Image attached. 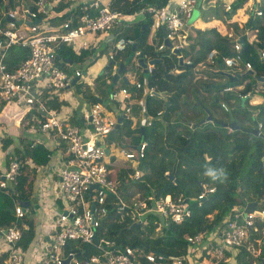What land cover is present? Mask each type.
Masks as SVG:
<instances>
[{"label":"trees","instance_id":"trees-1","mask_svg":"<svg viewBox=\"0 0 264 264\" xmlns=\"http://www.w3.org/2000/svg\"><path fill=\"white\" fill-rule=\"evenodd\" d=\"M164 1L156 5H162ZM5 5L13 6L14 0H7ZM240 6L242 7V3L235 0L231 13L240 9ZM31 8H34V5H31ZM50 10L55 14L52 19L58 17L62 20L69 17L71 12L64 1L50 6ZM227 14L226 18L229 20L230 13L227 12ZM259 19L260 17L254 22H258ZM141 26L143 24L140 22L129 24L123 27L119 35L133 38L137 50L141 51L144 56L161 58V62L153 65L147 77L142 76V71L139 73V79L144 80L145 85L152 86L153 89L152 94L148 92L144 94L141 104H132L131 113L135 114L137 110H141L145 115V121H137L135 126L131 127L129 118L124 117L118 129L111 130L104 136L105 141L109 143L117 141L119 147L126 148L136 146L141 139L146 142L143 156L137 159V167L141 174L138 180H133L130 176L131 164L122 168L107 166L110 169L108 177L116 183V195L107 196L104 204L106 212L95 226V235L96 238L113 240L115 244L128 245L135 249L136 253H138L137 249L144 252L151 250L167 258L180 257L190 253L189 243L185 236L213 228L233 208L239 209L246 202H257L258 198L264 196V104H259V110L256 109L257 118L261 120L258 134L247 130L248 126L243 125L237 119L241 96L246 92H251L261 83L253 75H241L243 70L232 71L221 62V57L237 55L240 68L248 62L249 69L253 70L255 75H264V60H261L257 53V49H264V25L258 27L254 43L242 37L237 53H234L231 47L233 39L220 34L215 27L193 28L187 37L188 43L186 42L185 47L180 49L181 56L190 60V63L182 67L177 64L176 57L166 48L158 50L155 54L146 42L147 29L142 31ZM212 49L216 52L212 74L221 76L226 73L238 74L236 79L224 84L208 82L205 78L196 77L193 70L194 64L203 61L207 52ZM92 53L94 54L88 49L73 52L69 45L61 44L56 50L55 63L60 65L62 61L67 60L76 65H85L90 62ZM132 55L133 52L128 46L117 51L110 61L122 64L127 69ZM27 56L28 47L12 43L4 49L1 61L15 67ZM10 66L6 69H12ZM112 66V63H107L94 80L92 90L96 94H92L88 86L80 82L72 84L74 92L79 93L84 100L89 102L99 100L106 103L109 101L110 90L116 84V82H111ZM174 66L180 68L181 71L171 72ZM134 70L137 72L138 65L134 67ZM206 76H209L208 72ZM105 78H108V82H105ZM227 79L225 77V80ZM120 84L129 89L128 83L120 82ZM237 86L240 87L236 93L232 89ZM226 87L228 90H224ZM129 91L133 98L132 91L130 89ZM189 91L195 93L191 95ZM154 92H161L162 96H156ZM211 92L214 94L207 99L206 97L210 96ZM222 92H225V95ZM259 94L264 97V94ZM219 97L223 98L220 102L230 109L233 119L241 126V129L231 130L216 122V120L223 119L213 114L208 102L210 99L212 102L218 100L220 106ZM227 99L232 100L227 103ZM246 99L247 97L243 100V105ZM60 104L61 101L55 96L47 100L48 107L58 109ZM220 109L227 115L225 108ZM260 109L263 110L261 116L259 115ZM205 113H210L213 119H216L213 124L198 122L205 116ZM26 116L29 115L25 113L23 117ZM42 118L41 115L40 119ZM254 118L257 120L255 116ZM146 120H149L148 124ZM70 122L78 123L77 118L73 116L70 117ZM6 141V138L2 140L3 146L6 145ZM13 153L10 158L17 159L19 165L14 180L7 181L5 186L0 188V231L14 224L19 229L20 237L14 242L13 248L23 252L33 238V223L29 217L23 216L24 212L21 217H16L14 208L19 205L17 200H28L31 190V174L37 167L48 162L51 150L41 143L21 139L20 146ZM7 155L5 158L9 160ZM25 159L32 163L30 167H27ZM220 169H223V175L219 179L213 180L206 174L208 170ZM217 174L219 175L218 171ZM169 175L172 177L169 178ZM203 184L214 189L197 202L195 196ZM146 195H152L155 198L165 195H169L171 199L184 198L190 214L180 222L165 220L156 236H153V232L158 220L154 215L148 214L145 224L136 223L129 227L133 220L125 212L129 211L130 201ZM119 200L125 201L126 205L122 217L118 211ZM138 225H142L143 229H140ZM125 230L129 231L127 235ZM2 242H4L3 239ZM69 250L77 251V254L81 255L96 252L94 245L73 240L67 241L62 248L63 253ZM6 251L0 252V264H5ZM138 259L143 264H149L140 255ZM217 264H223V262L219 261ZM235 264H249L248 256L242 249L236 254Z\"/></svg>","mask_w":264,"mask_h":264},{"label":"built area","instance_id":"built-area-1","mask_svg":"<svg viewBox=\"0 0 264 264\" xmlns=\"http://www.w3.org/2000/svg\"><path fill=\"white\" fill-rule=\"evenodd\" d=\"M7 0H0V99L4 102L14 101L24 107L41 109L43 118L38 120L40 133L47 136H56L62 143L67 159L62 160L61 166L56 169L58 176L51 188L52 197L56 199L58 206L49 215L50 241L44 251L34 258H26L23 252L13 248L14 242L20 237V232L14 224L1 230L4 244L8 247L5 264H143L138 255L143 257L149 264H188L189 261H204L209 256L208 264H217L219 261L234 262L237 252L242 249L248 256L249 264H259L264 259V196L258 198L250 210L233 208L211 229L203 230L192 235L185 236L189 243V252L184 256L167 258L155 252H135L128 245L115 244L113 240L96 238L95 226L99 218L105 214L104 204L108 195H116L115 181L108 175L105 160L104 140L105 134L113 130L116 117L124 116L132 119L130 105L128 103L130 92L126 87L112 90L109 94L111 101L119 103L120 111L109 110L101 101H90L85 112L84 122L80 125L70 122L68 115L57 108L46 106V100L51 95L58 96L61 90L68 88L73 75L80 76L87 64L82 68L76 67L73 73H68L55 63L56 50L61 44L71 46L74 50L92 48L95 55L103 46L106 50L102 53L108 60L117 52L131 45L134 39L118 35L115 24L123 17L122 10L115 11L108 4H99L98 0H54L64 1L68 4L73 14L66 17L58 29L52 33H38L40 23L45 16L35 14L38 10L45 11L44 0H34L33 5L23 6L17 10L13 6H6ZM213 0H165L160 6L145 4L139 10L143 14L150 15L149 31L154 34L158 31V39L155 43L157 48H162L164 39H168L172 47L180 49L186 44V33L184 26L192 10L206 2ZM216 1V0H215ZM235 0H219L220 9L227 14L230 13L229 21L234 20L232 4ZM237 1V0H236ZM242 8H248L246 18L249 16H260L264 13V7L257 5V1L264 4V0H239ZM244 7V8H243ZM238 11V10H237ZM240 13V12H239ZM72 15V16H71ZM13 20L21 19L23 28H17ZM130 15L127 16L129 18ZM35 19L39 23L34 24ZM28 22V23H27ZM104 39H107L105 41ZM240 40L234 39L231 47L234 53L240 49ZM12 43L28 47V56L12 69H6L1 61L4 49ZM261 60H264V49H257ZM216 52L212 49L207 52L206 63L213 64ZM137 52L130 64L138 65ZM221 62L232 71L246 70L250 68L245 62L243 68L239 66L237 55L221 57ZM148 63V62H146ZM183 64L190 63L188 58H182ZM151 64L145 66V71H150ZM126 70V69H125ZM124 70V71H125ZM116 72L115 67L111 75ZM124 76L129 79L134 87H139L140 82L136 79V71L131 68L125 71ZM108 82V78H105ZM251 92H246L242 97L254 93L264 94V79L259 81ZM240 87V86H237ZM224 90H228L226 87ZM93 94V93H92ZM222 108L225 104L220 102ZM143 117V114H142ZM149 123V120H146ZM257 127H260L258 122ZM146 142L141 139L136 146L121 147L120 155L131 161V178L139 179L140 170L137 167V159L143 156ZM19 162L10 158L8 168L0 176V188L7 181H13ZM264 175V166H263ZM213 187L202 185L195 196V200L204 198L206 194L213 191ZM125 201H118V210H123ZM159 216L158 222L172 221L180 222L189 216L190 210L187 201L183 198L171 199L169 195L153 197L152 195L133 198L129 204V211L125 214L141 224H145L147 214ZM22 207L16 205L14 215L21 217ZM96 237V235H95ZM69 240L84 244H92L96 248L95 253L81 255L77 251L69 250L62 252V248ZM205 255V256H203ZM214 259V261H211Z\"/></svg>","mask_w":264,"mask_h":264},{"label":"crops","instance_id":"crops-1","mask_svg":"<svg viewBox=\"0 0 264 264\" xmlns=\"http://www.w3.org/2000/svg\"><path fill=\"white\" fill-rule=\"evenodd\" d=\"M88 1V0H87ZM163 0H98L99 4H108V6L115 10V11H119L122 10L123 13V17L118 20V22H116L115 24V29L117 30V34L119 35L120 32L122 31L123 27L135 23V22H140L141 24H143L144 28L147 29V31H149V23L151 21V17L150 15L147 14H143L141 12H139L140 8L142 6H144L145 4H151V5H155L158 6L156 4H159L160 2H162ZM215 1V0H213ZM165 2V1H164ZM216 11H215V21L213 23H210L208 25H205L204 27H196L195 23L196 21H198V13H199V9L201 8V6L203 5H207L209 2H206V4H202V5H198L196 6L194 9L197 10V15L194 18H190L192 17V12L190 14V16L187 18L186 21V25L184 28V31L186 33V37L185 40L188 43L187 37L189 36L191 30L193 28H210V27H215L220 34L222 35H226L231 37L233 40L237 39L240 40L242 39V37L247 38L248 40H256V31L258 29V27L260 25H264V13L260 16H251L250 13H248V17L246 18V12H249V9L246 7L243 9H237L240 13L243 14V16L241 17V19H244L243 22H240L241 19L239 20V22L236 23H232V21L227 20L226 16L228 14L225 13V11L220 9V3L219 0H216ZM257 5H262V7H264V4L260 3V2H256ZM33 5V4H32ZM50 6L51 4L49 3L48 0H45V2L43 3V7L45 10H47L49 12H51L50 10ZM160 6V5H159ZM29 7V6H28ZM50 10V11H49ZM224 14L223 17L220 16L219 13ZM70 14H73V10H71ZM129 18H127L128 15H130ZM46 16V15H45ZM72 16V15H71ZM260 17V19L258 20V22H254V19H258ZM222 20H224V24L225 26L223 28H221V22ZM235 20V18H234ZM16 26H19L17 28H23L24 24H17L15 23ZM193 26V28H190V26ZM142 27V26H141ZM151 36L153 37V43H151V49L153 52H156L158 50H156L155 47V43L157 42L158 39V31H156L154 34H151ZM153 46V47H152ZM185 47V46H184ZM166 49H168L167 47H164ZM81 49L79 50H73V52H79ZM91 52H94V54L92 53V55H94V57L92 58V61H95L98 57H100L102 55V61H103V67L101 68V70L107 65L108 63V59L106 58V56L102 53L103 51L106 50V47L103 46L101 49H99V53L95 55V50L90 48ZM170 53H172L170 51V49H168ZM2 50H0L1 52ZM180 53H182L180 51ZM172 55H174L172 53ZM175 56V55H174ZM183 56V55H182ZM152 57L155 56H144V60H148ZM170 57V56H169ZM176 57V56H175ZM161 62V58L159 59ZM89 62L85 68L83 69L82 72V77H78L81 78V81H78V78L75 82H80L85 85H89V90L91 93H93V86H94V80L97 77V75L100 73L101 70H99L98 67L96 68H90L89 64L91 63ZM176 62L177 64L182 67L184 65L179 64L177 61V57H176ZM146 63V61H145ZM74 64L73 62L71 64H63L62 67L63 69L67 70L68 72H72L74 69H71V65ZM155 64V63H154ZM151 66L150 71H144L143 68L141 66H139L137 72H136V79L140 82V86L139 87H134V85L131 84V82L129 81V79H127L124 76V72L129 70L130 68L132 70H134V67L136 68L137 65L134 64H130L128 68L119 75V78L116 80V84L115 87H113L110 92L112 90H117L120 87H126L128 89L127 86H123L120 84V82H122L121 80V76L123 75L126 78V83L122 82L123 84H127L129 86V89L132 91L133 93V101L131 99L132 94L130 93V97L128 100V103L130 105V113H131V106L132 104H141L143 96L146 92H148L149 94L152 92L153 87L152 86H146L144 83V80H140L139 79V73L142 71L144 73H151L152 69H153V65ZM6 67L10 66L5 64ZM76 65V64H75ZM12 67V65L10 66ZM113 67V66H112ZM115 67V66H114ZM14 68V67H12ZM113 69V68H112ZM111 69V70H112ZM116 69V67H115ZM72 70V71H71ZM193 70L196 73V77L198 79L200 78H205L206 81L208 82H214V83H224L225 77L227 78L226 75H213L211 71L214 70V67H212L211 64L206 63V58H204L203 61L194 64L193 66ZM224 70V68H223ZM136 71V70H135ZM181 69L174 66L171 69V72L173 73H178L180 72ZM206 72H208L209 76H206ZM211 72V73H210ZM111 74V73H110ZM264 77V75H261ZM144 79V78H143ZM115 83V82H114ZM142 87H144V90L142 89ZM74 87L71 85L69 86L67 89H63L61 90V93L58 94V96L55 95H51V97H56L57 100L61 101V104L58 107V110L62 111L65 113V115L67 114L68 117L70 118V116H73L75 118H77L78 121V125L82 124L84 122L83 119V112H85L87 110L88 107V100H84L82 98V96L79 93L74 92ZM128 89V91H129ZM239 88H234L232 89L233 91H235L236 93L238 92ZM141 90V92H139ZM130 92V91H129ZM161 93V92H159ZM225 95V92H222ZM233 93V92H232ZM96 94V93H93ZM152 94V93H151ZM155 94V93H153ZM214 93L211 92V95L206 97L207 99H209ZM162 96V93L161 95ZM50 97V98H51ZM48 98V99H50ZM219 102L221 99H223L222 97H219ZM246 97H244L245 99ZM47 99V100H48ZM243 99V100H244ZM47 100H46V106L47 105ZM232 99H227V103H230ZM243 100L240 99V104H243ZM247 104L250 102V100L252 101V104L250 106V112H251V116L253 118V126L248 127V128H253L254 126L257 127L258 122L261 123V120L259 118H257V120H255L254 116L256 117L257 115V111L255 109V106H258L259 104H264V97L260 94H251L249 96H247ZM216 100H214V102H212V99H210V101L208 102L209 104V109L213 112V114L218 116V113L222 114L221 111V107L218 104V100L217 102ZM109 110L114 111V110H118L120 111V107H119V103L116 101H111V99L109 98V101H107L106 103H103ZM218 104V106H216ZM252 110V111H251ZM258 110V109H257ZM28 114L30 120H28V118H22V116H24V114ZM42 110L41 109H32V108H28V107H24L14 101L11 102H7L4 103L0 100V176L3 175V173L5 172V170L7 169L6 167H8V163L10 160V156L13 155L14 151L20 146V140L21 139H27V140H31L34 141V143H41L42 145H44L47 149L51 150V154L50 157L48 159V162L40 167H37L36 170L33 172V174H31L32 178H31V182H30V194L28 197V200H25L28 202V206L25 208L24 210V214L23 216H27L32 220L33 223V238L31 239L28 247L23 251V255L26 258H34L38 255H40V252L44 251L45 248L47 247L51 237H50V231H49V215L51 214V211L55 210L56 206H58L56 199L52 197L51 194V188L53 186V184L55 182H57L58 180V176H56V174L54 173L56 171V169L58 167L61 166L62 160L64 158L67 159V156L64 153V149L62 147V143L59 142L57 140L56 136H47L44 133H40L36 130L37 125H38V120L40 119L41 115H42ZM138 113L139 116L141 117L143 112L141 110H137L135 112V114L131 113V115L133 116L132 119L130 120V126H135V124L137 123V121H139L138 119ZM207 113H205L206 116ZM43 116V115H42ZM119 116V115H117ZM205 116H203L202 118H204ZM124 118V116L122 115L121 117V121ZM225 120V119H223ZM255 120V121H254ZM120 121V123H121ZM205 122H210L211 124L214 123L213 120H203L200 123H205ZM255 122V123H254ZM120 125V124H119ZM227 128H229L228 126H225ZM247 128V130H248ZM258 128V127H257ZM230 129V128H229ZM260 127L258 128V133H259ZM250 131V130H249ZM6 138L7 139V143L5 146L2 145V140ZM107 148V152H109V148L108 146ZM8 154V155H7ZM7 155V157L9 158V160H7L5 158V156ZM117 155L121 156L120 153H117ZM107 156V155H106ZM106 156L104 157V159L106 160ZM107 161V160H106ZM24 162L27 164V167L31 166V162L28 160H24ZM106 166L107 163H106ZM53 175H55L56 177L53 178ZM9 185V184H8ZM29 211V213H28ZM4 250H7L6 245L4 244V242H2V233L0 231V252H3ZM205 256V255H203ZM209 257L204 261L198 260L196 263L197 264H208L209 259L212 257V255H208ZM226 264H234V262H226ZM261 264V263H260Z\"/></svg>","mask_w":264,"mask_h":264},{"label":"rangeland","instance_id":"rangeland-1","mask_svg":"<svg viewBox=\"0 0 264 264\" xmlns=\"http://www.w3.org/2000/svg\"><path fill=\"white\" fill-rule=\"evenodd\" d=\"M33 1L34 0H14V5H13V7H15L17 10H20L23 6H31L32 4H33ZM49 1V3L51 4V6L52 5H54V4H56V3H58L59 1H54V0H48ZM197 1H199V0H197ZM44 2H45V0H44ZM216 8H217V5H216V2L215 1H210L207 5H203V6H201V8L199 9V13H198V21H196V23H195V25H196V27H204L205 25H208V24H210V23H213L214 21H215V11H216ZM48 11L47 10H45V11H41V10H38L37 9V6H36V10H35V14H36V16L37 15H40L41 17H44L45 15L47 16L46 18L47 19H45V20H43L41 23H40V27L38 28V33L40 34V35H42V34H49V33H52L55 29H58L60 26H61V24H62V22L65 20V19H59L58 17H56V18H54V19H52L54 16H55V14L52 12H49V13H47ZM234 14H235V20H233L232 21V23L234 24V23H236V22H239V20L241 19V17L243 16V14L242 13H239V11H234L233 12ZM220 14V16L221 17H223L224 16V14H222L221 12L219 13ZM191 18H193V17H191ZM243 20L244 19H241V21L240 22H243ZM254 20H257V19H254ZM1 21V24H3L4 22H3V20H0ZM36 23H39V20L38 19H35L34 20V24H36ZM225 26V24H224V20H222V22H221V28H223ZM247 39V38H246ZM105 41H107V39H104ZM247 41L248 42H251V43H254L253 42V40H248L247 39ZM146 42H147V44L148 45H151V43H153V37L151 36V31H147V36H146ZM158 43V42H157ZM131 45H135V50L134 51H132L133 52V55H134V52L136 51L137 52V55H138V53L139 52H141V51H138L137 50V48H136V43H135V40H134V42L131 44ZM131 45H128L129 47H131ZM21 46H25V45H21ZM128 46H126V47H128ZM27 47V46H26ZM71 47V46H70ZM125 47V48H126ZM153 47V46H152ZM155 47H156V45H155ZM124 48V49H125ZM164 48V46L162 47V48H157L156 47V50H160V49H163ZM71 49L72 50H74L72 47H71ZM84 49H88V50H90V48L89 47H87V48H84ZM81 50H83V49H81ZM123 50V49H122ZM155 54H157V51L156 52H154ZM141 54H142V52H141ZM133 55H132V57H133ZM94 57V55H92V57L90 58V62L92 61V58ZM131 57V58H132ZM144 57V55L142 54V58ZM102 55L100 56V57H98L95 61H93V62H91L90 64H89V67H88V69H90L91 67L92 68H96V67H98L99 68V70H101V68L103 67V61H102ZM152 58H155V57H152ZM152 58H150V59H152ZM138 59V58H137ZM150 59H148V60H144V58H143V61L145 62H148ZM111 60V59H110ZM109 60V61H110ZM130 61H133V59H130ZM85 62V61H84ZM112 62V64H113V66H115V67H117V63H115L114 61H111ZM138 62V61H137ZM139 64V63H138ZM148 63H146V65H147ZM82 65L83 64H81V65H75V64H72L71 65V69H74L75 67H79V68H82ZM139 66H140V64H139ZM139 66H138V68H139ZM85 67V66H84ZM72 71V70H71ZM83 71V70H82ZM146 72V71H145ZM77 76V75H76ZM142 76L143 77H147L148 76V74L147 73H144V72H142ZM78 77H82V73H81V75L80 76H78ZM96 79V78H95ZM78 81H81V78H78ZM83 83V82H82ZM88 87H89V85H88ZM67 89V88H66ZM142 89L144 90V87H142ZM155 93V92H154ZM189 93L192 95L193 93H195V92H193V91H189ZM255 94H259V93H255ZM131 99H132V101H133V99L134 98H132L131 97ZM249 104H252V101L250 100V102L247 104V102L243 105H240L239 106V108L237 109V111L239 112V114L237 115V119L243 124V125H246V126H248V127H252L253 126V118L251 117V112H250V106L251 105H249ZM255 109H258L259 110V106H255ZM261 110V113L259 114L260 116L262 115V111L264 110H262V109H260ZM252 111V110H251ZM70 117H72V116H70ZM218 117L219 118H221V119H225V120H227L228 119V115H226L223 111H222V114H220V113H218ZM22 118H24L23 116H22ZM25 118H28V120H30V118L28 117V116H26ZM194 118V117H193ZM256 118H257V115H256ZM70 119V118H69ZM138 119H139V121L140 122H143L144 121V117H140L139 116V113H138ZM105 140V139H104ZM106 142V146H108V148H109V152L108 153H106L105 154V156H106V158H107V165H111L112 167H114V168H116V167H119V168H122V167H126V166H128L129 164H131V168H132V163H131V161H129V160H127V159H125V158H123L122 156H119V155H117V153H119L121 150V147H119V145H118V143H117V141L115 142V141H112V143H109V142H107V141H105ZM110 170V169H109ZM55 174H56V171L54 172ZM56 176H57V174H56ZM55 175H53V178H55L56 177ZM201 187H202V185H201ZM184 199V198H183ZM119 211V213H120V217H122L123 216V210H118ZM28 213H29V211H28ZM151 214V213H150ZM148 215V214H147ZM146 215V216H147ZM151 215H154L157 219H159V216L158 215H155V214H151ZM146 218V217H145ZM162 223L163 222H159L156 226H155V228H154V232H153V236H156V235H158L159 234V232H160V228H161V225H162ZM139 226V228L140 229H143V226L142 225H138ZM136 231H138L137 229H135ZM129 233V231H127V230H125V234L127 235ZM136 251H141V250H139V249H137ZM149 251H151V250H147L146 252H149ZM151 252H153V251H151ZM188 264H197L196 262H193V261H189L188 262Z\"/></svg>","mask_w":264,"mask_h":264},{"label":"water","instance_id":"water-1","mask_svg":"<svg viewBox=\"0 0 264 264\" xmlns=\"http://www.w3.org/2000/svg\"><path fill=\"white\" fill-rule=\"evenodd\" d=\"M196 15H197V10L194 9L193 12H192V15H191V16L194 18V17H196ZM190 18H191V17H190ZM6 19H7V20H10V21H14V22L17 23V24H19V23L22 22L21 19H15V20H13V18H12V17H9V16H6ZM32 22H34V21H32ZM27 23H28V22H27ZM190 28H193V26L191 25ZM144 29H145L144 26H142V31H143ZM163 45H164V47H167L168 49H170V51H171L174 55L177 56V61H178L179 64H181V63H182V56L180 55V50H179L178 48L172 47V45H171V43L169 42L168 39H164V41H163ZM130 49H131V51H134V50H135V45H131ZM137 61H138V63L140 64V66L143 68V70L145 71L146 63L143 61V58H142V54H141V52L138 53V59H137ZM158 61H160L159 58H152V59H150V60L148 61V64H151V65H152V64H154V63H156V62H158ZM68 63L70 64L71 61H68ZM108 63H112V62H111V61H108ZM123 72H124V66H123L122 64H118V65H117V70H116V72L113 73V75H112V77H111V82H112V83L116 82V80L119 78V75L122 74ZM247 74H249V75H253V76L256 78L257 81H262V80L264 79L263 76L255 75V74H254V71L251 70V69H246V70H244V71L241 73V75H247ZM225 75L227 76L228 79L224 82V84H227L229 81L234 80V79H236V78L238 77V74L231 75V74L226 73ZM77 78H78V76H76V75H75L74 77H72V79L70 80V84H69V85H72V84L77 80ZM121 80H122V82L126 83V78H125L123 75L121 76ZM155 95H156V96H160L161 93H159V92H155ZM243 99H244V97L241 98V100H243ZM226 112H227V115H228V119H227L226 121H223V120H216V119H215L216 122L219 123V124H221V125H223V126H228L231 130H233V129H239V128L241 129V126H240L239 124H237L236 121L233 119V117H232V115H231V112H230V109H229V108H226ZM252 116H253V115H252ZM252 116H251V117H252ZM121 117H122V116H117V117H116V123H115V126H114L113 130L119 128V124H120V121H121ZM207 119H208V120H213V121H215V120L213 119L212 115H211L210 113H207L206 116H205L204 118H200V120H199L198 122H202L203 120L205 121V120H207ZM254 121H255V120H254ZM254 123H255V122H254ZM141 129H143L142 126H141ZM244 129H245V128H244ZM248 130H250V131H251L252 133H254V134H258V128H257L256 126H254V127L251 128V129L248 128ZM107 151H108V150H107V148L105 147V152H107ZM260 167H261V164H260ZM171 177H172V176L169 175V178H171ZM17 202H18V204L22 207V210H23V211H24L25 208L28 206V202H27V201L17 200ZM254 204H255L254 201H248V202H246L245 207H244V210H250V209H252V208L254 207ZM132 225H134V223H132L129 227H131ZM92 240H93V241H96V237H95V235H93ZM179 258H182V257L180 256ZM67 259H68V258H66V259L64 260V263H65V264L67 263ZM260 263H261V264H264V259H263Z\"/></svg>","mask_w":264,"mask_h":264},{"label":"clouds","instance_id":"clouds-1","mask_svg":"<svg viewBox=\"0 0 264 264\" xmlns=\"http://www.w3.org/2000/svg\"><path fill=\"white\" fill-rule=\"evenodd\" d=\"M184 28H185V26H184ZM170 42V41H169ZM181 49V48H180ZM179 49V50H180ZM180 55H181V53H180ZM176 56V55H175ZM177 57V56H176ZM183 58V57H182ZM72 63V62H71ZM70 63V64H71ZM63 64H69L68 63V61L67 60H65V61H62V64H60V65H57V66H59V67H61L62 68V65ZM88 64V63H87ZM223 64V63H222ZM182 65H185V64H183L182 63ZM212 65V64H211ZM114 67V66H113ZM112 67V68H113ZM76 68V67H75ZM74 68V69H75ZM227 68V67H226ZM63 69V68H62ZM116 70H117V67H116ZM124 70H125V68H124ZM244 71V70H243ZM73 73V71L71 72V74ZM231 74V73H230ZM231 75H233V74H231ZM75 75H73L72 77H74ZM72 79V78H71ZM69 86H71V85H69ZM237 88H239V87H237ZM242 97V96H241ZM226 109V108H225ZM143 117H144V121H145V115L143 114ZM217 171H218V173H219V175L217 174ZM208 176H210L213 180H216V179H219L220 178V176H222L223 175V169H220V170H208L207 171V173H206ZM134 180V179H133ZM138 180V179H137ZM147 196V195H146ZM255 203V202H254ZM255 205V204H254ZM24 212V211H23ZM158 220V219H157ZM158 222V221H157ZM133 223L134 224H140L139 222H137V221H135V220H133ZM155 226H156V224H155ZM155 228V227H154Z\"/></svg>","mask_w":264,"mask_h":264}]
</instances>
